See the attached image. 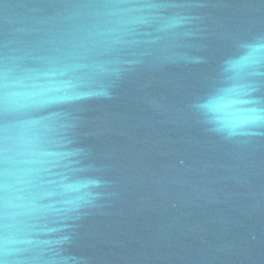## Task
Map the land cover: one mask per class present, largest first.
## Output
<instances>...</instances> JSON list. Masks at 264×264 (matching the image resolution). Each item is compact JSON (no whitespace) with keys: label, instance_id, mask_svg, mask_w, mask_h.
<instances>
[{"label":"water","instance_id":"obj_1","mask_svg":"<svg viewBox=\"0 0 264 264\" xmlns=\"http://www.w3.org/2000/svg\"><path fill=\"white\" fill-rule=\"evenodd\" d=\"M0 264H264V0H0Z\"/></svg>","mask_w":264,"mask_h":264}]
</instances>
